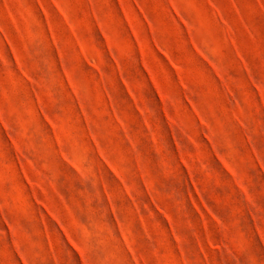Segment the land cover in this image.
Returning <instances> with one entry per match:
<instances>
[{
    "label": "rangeland",
    "instance_id": "rangeland-1",
    "mask_svg": "<svg viewBox=\"0 0 264 264\" xmlns=\"http://www.w3.org/2000/svg\"><path fill=\"white\" fill-rule=\"evenodd\" d=\"M0 264H264V0H0Z\"/></svg>",
    "mask_w": 264,
    "mask_h": 264
}]
</instances>
